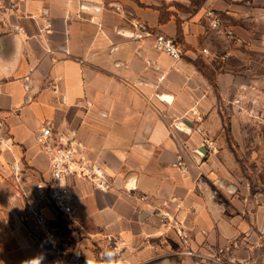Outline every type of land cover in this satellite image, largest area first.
<instances>
[{
    "label": "crops",
    "instance_id": "obj_1",
    "mask_svg": "<svg viewBox=\"0 0 264 264\" xmlns=\"http://www.w3.org/2000/svg\"><path fill=\"white\" fill-rule=\"evenodd\" d=\"M209 8L237 42L227 46L210 30ZM136 20L175 38L182 56L156 50L153 36L130 37ZM263 86L264 0H0V111L10 139L0 147V264L38 257L16 208L28 198L44 204L33 185L50 169L38 143L47 124L75 133L112 179L108 190L71 180L73 219L48 208L43 225L30 216L79 264L107 251L106 234L124 247L116 264H194L155 214L165 202L181 203L176 218L192 245L235 239L240 258L264 264V192L233 171L224 144L225 117L239 140L240 119L264 112ZM182 118L190 132L174 126ZM204 137L217 151L197 154ZM15 160L29 172L21 184Z\"/></svg>",
    "mask_w": 264,
    "mask_h": 264
},
{
    "label": "built area",
    "instance_id": "obj_2",
    "mask_svg": "<svg viewBox=\"0 0 264 264\" xmlns=\"http://www.w3.org/2000/svg\"><path fill=\"white\" fill-rule=\"evenodd\" d=\"M206 15L209 19L210 30L225 45L229 46L238 41L235 29L227 25L218 12L213 8H209ZM133 24L136 30L129 35L130 37L142 39L153 36L156 50L167 53L175 59L182 56L175 38L154 31L144 21L136 20ZM192 113L197 118L196 110H192ZM174 126L176 127L175 123ZM5 130V117L0 111V147L5 145L9 148L10 139L6 136ZM38 143L42 150L49 154L51 163L47 176L37 178L33 185L35 199L44 202V204L35 206L31 203V198L27 199L26 212L29 215L28 217L31 216L38 224L43 225L46 223V208L51 210L58 218L73 219L75 200L71 186V180L73 179L87 180L102 190L111 188L112 179L110 174L102 164L84 152L85 146L78 140L75 133L58 134L50 124L43 125L38 134ZM10 144H12V141ZM202 146L209 151H217L216 143L208 137L202 139ZM178 165L180 168L187 170V165L183 159L178 160ZM9 167L14 179L19 184L23 183L25 177L29 175V172L20 161L15 160L10 163ZM20 189L23 191L21 186ZM180 208L181 203H176L175 206L171 207L165 202L161 208L156 210L155 214L167 231L175 230L183 245L180 250L181 254L193 260L194 264H250L248 260L237 255L238 243L235 239H228L223 244L192 245L188 234L180 227L176 218ZM28 217H23V220ZM103 239L106 242L107 252L112 253L109 258L119 260L124 249L120 241L113 234H106ZM55 252L57 255L64 257L66 264H79V261L66 253L62 247H55Z\"/></svg>",
    "mask_w": 264,
    "mask_h": 264
},
{
    "label": "rangeland",
    "instance_id": "obj_3",
    "mask_svg": "<svg viewBox=\"0 0 264 264\" xmlns=\"http://www.w3.org/2000/svg\"><path fill=\"white\" fill-rule=\"evenodd\" d=\"M224 122L227 135L224 138V144L232 154L234 153L237 161L236 169L233 171L239 173L240 177L247 178L249 187L252 190L258 189L264 192V112L258 111L256 114L252 112L247 117L240 119L241 136L239 140L234 137L231 131L228 117L224 118ZM16 195L19 200H16V202L24 204V199L19 198L21 195L18 193ZM14 198L16 197L12 196L13 202H15ZM16 210L21 213L20 215L29 216L25 207H17ZM25 221L28 228L26 230L27 235H34V245L38 249V257H42L45 264H59L54 261L56 258L55 247L52 242L45 238L44 229L31 221V217ZM106 252L103 251L102 254H99L95 264H116L114 259L106 263L103 258V256H109ZM63 264L66 263L63 262Z\"/></svg>",
    "mask_w": 264,
    "mask_h": 264
},
{
    "label": "water",
    "instance_id": "obj_4",
    "mask_svg": "<svg viewBox=\"0 0 264 264\" xmlns=\"http://www.w3.org/2000/svg\"><path fill=\"white\" fill-rule=\"evenodd\" d=\"M175 125L180 130L186 131V132H190L191 129H193V127H194V124L186 118H182V119L176 121ZM196 152H197V154L204 155L207 153V150L203 147V148L197 149Z\"/></svg>",
    "mask_w": 264,
    "mask_h": 264
},
{
    "label": "clouds",
    "instance_id": "obj_5",
    "mask_svg": "<svg viewBox=\"0 0 264 264\" xmlns=\"http://www.w3.org/2000/svg\"><path fill=\"white\" fill-rule=\"evenodd\" d=\"M108 255L111 256L112 253H108ZM42 259H43L42 257L34 258L33 260H31V261L29 262V264H41ZM86 264H93V261L87 259Z\"/></svg>",
    "mask_w": 264,
    "mask_h": 264
}]
</instances>
